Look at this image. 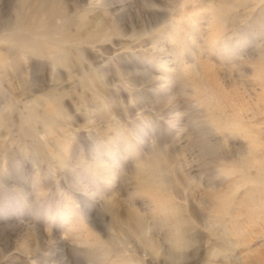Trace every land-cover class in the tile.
I'll return each mask as SVG.
<instances>
[{
  "label": "rangeland",
  "instance_id": "374dc122",
  "mask_svg": "<svg viewBox=\"0 0 264 264\" xmlns=\"http://www.w3.org/2000/svg\"><path fill=\"white\" fill-rule=\"evenodd\" d=\"M58 21L85 42L67 62L28 56L20 67L39 60L50 81L88 95L91 76L105 86L113 107L98 125L85 128L79 106L63 100L78 171L105 166L101 154L79 150L85 138L116 151L150 137L136 161L140 186L81 193L122 227L112 258L163 264L174 244L181 264H264V0H0V34L40 35ZM13 54L0 44V55ZM16 71L10 63L8 80L0 78V110L9 81L23 79ZM28 81L15 94L11 131L0 128L8 189L0 194V264H69L71 241L54 217L78 200L66 196V173L29 147Z\"/></svg>",
  "mask_w": 264,
  "mask_h": 264
},
{
  "label": "clouds",
  "instance_id": "9594fccd",
  "mask_svg": "<svg viewBox=\"0 0 264 264\" xmlns=\"http://www.w3.org/2000/svg\"><path fill=\"white\" fill-rule=\"evenodd\" d=\"M85 40L86 38L73 34L67 26H62L59 21L40 35L18 28L5 30L0 34V44L8 46L9 51L14 54L0 55V78L8 80L10 63L17 65V71L12 73L13 77L23 72L20 66L28 56H52L57 58L59 63L67 62L71 52L79 48ZM29 77L31 95L34 99L30 106H26L27 110L22 122L28 127L25 135L32 141L29 147L37 156L46 155L52 167L66 173V196L78 200L74 207L54 217L57 228H63L67 233V237L61 238L71 241L75 259L69 264H126L124 261L112 258L118 255L120 248L122 235L120 223L115 218L110 221L107 216H100L98 201L81 193L86 190L99 192L105 186H111L113 189H120L126 185L140 186L142 181L136 168V161L150 137L146 135L143 140L130 139L116 151L112 150L109 141L98 138L94 143L89 144L86 138L83 139L78 146L81 152L99 153L106 158L104 167L92 175H86L78 171L79 164L76 163L75 154L70 158L67 151L70 136L63 100L73 99L74 105L79 106L80 114L86 120L84 127L89 128L102 123L111 114L113 105L106 98L105 86L95 76H91L89 86L92 95L87 94V89L84 91L65 89L62 84L48 79L46 66L37 60L32 67L23 72V79H16L14 83L9 81L12 86L10 91L6 90V95L11 99L0 110V128L5 131H11L9 125L15 103H18L15 94L23 93V90L29 87ZM23 98L21 95L19 100ZM90 114L95 115L94 120L89 118ZM37 126L42 128L43 134L37 130ZM152 132L154 134L155 129H152ZM155 138L159 139V136ZM161 164L163 167V159ZM161 176L164 177L163 172ZM7 191L8 189L0 183V194ZM108 207L114 208L115 205L109 204ZM17 211L23 210L17 209ZM180 227L181 221L178 219L173 228L179 231ZM100 236L105 238L98 239L97 237ZM179 251L180 249L174 244L169 245L163 264H181L176 258ZM155 264H161V261H156Z\"/></svg>",
  "mask_w": 264,
  "mask_h": 264
}]
</instances>
